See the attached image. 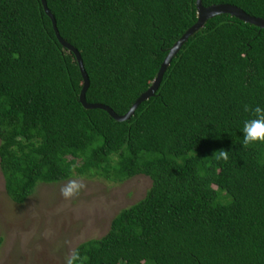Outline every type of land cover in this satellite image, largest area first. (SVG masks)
I'll return each instance as SVG.
<instances>
[{"label":"trees","instance_id":"obj_1","mask_svg":"<svg viewBox=\"0 0 264 264\" xmlns=\"http://www.w3.org/2000/svg\"><path fill=\"white\" fill-rule=\"evenodd\" d=\"M80 53L86 101L125 115L173 45L197 22V0H45ZM264 19V0H202ZM75 54L41 0H0V169L22 205L40 184L75 177L152 187L68 264H264V144L241 128L264 107V29L220 15L182 46L127 121L80 103ZM220 150L229 151L227 160Z\"/></svg>","mask_w":264,"mask_h":264},{"label":"rangeland","instance_id":"obj_2","mask_svg":"<svg viewBox=\"0 0 264 264\" xmlns=\"http://www.w3.org/2000/svg\"><path fill=\"white\" fill-rule=\"evenodd\" d=\"M71 185L74 194L65 198ZM151 187L146 176L121 183L75 177L40 184L19 205L8 198L0 169V264H68L80 244L107 235L113 218Z\"/></svg>","mask_w":264,"mask_h":264},{"label":"water","instance_id":"obj_3","mask_svg":"<svg viewBox=\"0 0 264 264\" xmlns=\"http://www.w3.org/2000/svg\"><path fill=\"white\" fill-rule=\"evenodd\" d=\"M43 9L46 13V15L50 18L54 32L56 34V37L60 44L72 51L76 59L78 61L79 69L83 78V88L80 94V103L85 109H100L105 112H107L115 121L118 122H123L129 120L137 110V108L145 101L149 100L152 98L155 93L157 92L163 76L168 69L172 59L175 57V55L180 51L182 46L189 40L190 37L194 36L196 33H198L204 26L205 24L220 15H230L231 17H234L236 19H239L240 21L247 23L249 25H253L255 27H258L260 29H264V19L261 18H256L254 16H251L247 14L245 11H243L241 8L233 5H228V4H219V5H212L210 7H204L202 4V0H197L196 1V8H197V22L189 28L185 34L173 45V47L169 50V53L167 57L165 58L164 62L161 65V68L153 81L151 87L143 93L133 104V106L130 108V110L125 114V115H118L117 113L114 112L110 107L102 104H89L86 101V92L89 88V77L88 74L84 68V64L81 58L80 53L77 51L76 48L71 46L69 43H67L59 34V31L57 29L56 25V20L50 10L48 9L47 3L45 0H41Z\"/></svg>","mask_w":264,"mask_h":264},{"label":"clouds","instance_id":"obj_4","mask_svg":"<svg viewBox=\"0 0 264 264\" xmlns=\"http://www.w3.org/2000/svg\"><path fill=\"white\" fill-rule=\"evenodd\" d=\"M244 111L249 113V116L243 121L241 128L243 145L264 144V107L255 106L249 109L248 106H245ZM228 152L220 150L216 153H219L220 158L227 160ZM75 187V185H71L63 189L62 195L65 198L72 196Z\"/></svg>","mask_w":264,"mask_h":264}]
</instances>
